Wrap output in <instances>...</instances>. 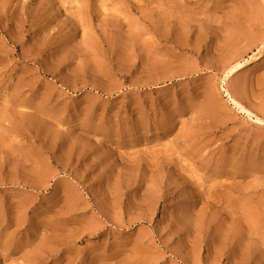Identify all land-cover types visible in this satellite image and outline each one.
Here are the masks:
<instances>
[{
	"label": "rangeland",
	"instance_id": "1",
	"mask_svg": "<svg viewBox=\"0 0 264 264\" xmlns=\"http://www.w3.org/2000/svg\"><path fill=\"white\" fill-rule=\"evenodd\" d=\"M0 264H264V0H0Z\"/></svg>",
	"mask_w": 264,
	"mask_h": 264
},
{
	"label": "bare ground",
	"instance_id": "2",
	"mask_svg": "<svg viewBox=\"0 0 264 264\" xmlns=\"http://www.w3.org/2000/svg\"><path fill=\"white\" fill-rule=\"evenodd\" d=\"M241 67H242V64H237L236 66L232 67V68L228 71L227 76H230V75L234 74V73L237 72L239 69H241ZM227 95H228V94H227ZM231 100L233 101V103H235V106H236L237 103H236L233 99H231ZM240 109H241V111H243V112H245L246 114H248V116L251 115L248 111L244 110L243 108L240 107ZM246 114H245V115H246ZM256 122H257V123H261V121H260L259 119H257V118H256Z\"/></svg>",
	"mask_w": 264,
	"mask_h": 264
}]
</instances>
